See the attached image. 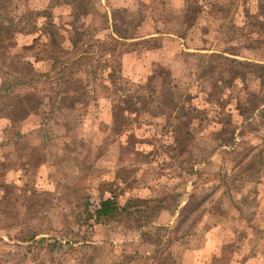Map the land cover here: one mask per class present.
I'll list each match as a JSON object with an SVG mask.
<instances>
[{"label":"rangeland","instance_id":"rangeland-1","mask_svg":"<svg viewBox=\"0 0 264 264\" xmlns=\"http://www.w3.org/2000/svg\"><path fill=\"white\" fill-rule=\"evenodd\" d=\"M0 22V264H264V0Z\"/></svg>","mask_w":264,"mask_h":264},{"label":"trees","instance_id":"trees-1","mask_svg":"<svg viewBox=\"0 0 264 264\" xmlns=\"http://www.w3.org/2000/svg\"><path fill=\"white\" fill-rule=\"evenodd\" d=\"M5 28V24H2V22H0V30H2L3 33ZM1 186L2 183H0V187ZM118 209L119 207L113 199L105 198L100 201L99 207L96 209L95 212L98 218H111L117 213Z\"/></svg>","mask_w":264,"mask_h":264},{"label":"crops","instance_id":"crops-1","mask_svg":"<svg viewBox=\"0 0 264 264\" xmlns=\"http://www.w3.org/2000/svg\"><path fill=\"white\" fill-rule=\"evenodd\" d=\"M2 194H3V192H2ZM2 194H1V195H2ZM1 195H0V196H1ZM108 198H110V197H108ZM111 199H112V198H111ZM100 201H101V200H100ZM100 201H99V203H100Z\"/></svg>","mask_w":264,"mask_h":264},{"label":"built area","instance_id":"built-area-1","mask_svg":"<svg viewBox=\"0 0 264 264\" xmlns=\"http://www.w3.org/2000/svg\"><path fill=\"white\" fill-rule=\"evenodd\" d=\"M96 204H97V207H98L99 203H98V202H96Z\"/></svg>","mask_w":264,"mask_h":264}]
</instances>
